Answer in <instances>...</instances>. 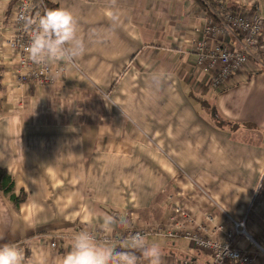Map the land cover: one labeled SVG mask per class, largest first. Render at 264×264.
<instances>
[{"label": "crops", "instance_id": "crops-1", "mask_svg": "<svg viewBox=\"0 0 264 264\" xmlns=\"http://www.w3.org/2000/svg\"><path fill=\"white\" fill-rule=\"evenodd\" d=\"M47 1L75 13L86 49L53 86L19 85L8 46L14 0H0V246L21 248L25 264L42 255L60 264L72 238L52 248L44 234L164 225L181 205L208 234L246 221L254 243L237 245L264 264L259 64L214 89L196 65L193 40L204 37L206 16L193 0ZM222 43L237 48L241 39L229 33ZM106 215L128 223L106 229ZM147 239L160 245L161 264H212L183 237Z\"/></svg>", "mask_w": 264, "mask_h": 264}, {"label": "built area", "instance_id": "built-area-1", "mask_svg": "<svg viewBox=\"0 0 264 264\" xmlns=\"http://www.w3.org/2000/svg\"><path fill=\"white\" fill-rule=\"evenodd\" d=\"M46 10L48 9L45 0H14V10L10 17L13 35L8 46L17 53L16 82L19 85L30 83L36 86L53 85L59 72H64L68 68L59 64H35L25 50L31 38L26 20L35 19ZM216 16L218 22L213 18H206L205 35L201 39H194L193 46L196 65L210 77L212 87L222 91L230 87L233 75L244 70L252 61L257 62L264 73V16L259 12L244 14L226 12ZM229 33L240 37L241 44L237 48H229L222 43L223 38ZM69 67L76 66L73 64ZM193 222L190 212L178 205L174 215L164 225H147L137 229L132 227L117 234L93 229L90 231L94 232L99 242L106 240L124 242L135 232H141L146 237L163 236L169 239L183 237L189 240L194 248L209 253L212 264H260L256 257L244 252L237 245L239 237H247L248 241L254 243L253 238L248 236L246 221L235 222L233 231L220 226L212 234L205 233L202 227L193 228L191 226ZM218 234L223 238L219 239ZM45 237L51 240L52 248H58L59 243L72 238L61 234Z\"/></svg>", "mask_w": 264, "mask_h": 264}, {"label": "clouds", "instance_id": "clouds-1", "mask_svg": "<svg viewBox=\"0 0 264 264\" xmlns=\"http://www.w3.org/2000/svg\"><path fill=\"white\" fill-rule=\"evenodd\" d=\"M26 25L31 38L25 50L35 64L69 67L85 53L86 44L79 34V20L69 8L46 10L35 19H27ZM127 223L124 217H104L106 229L116 225L123 227ZM162 255L160 245L149 243L141 232L130 234L123 243H116L111 240L99 242L94 232L81 230L72 236L71 249L60 264H139L141 256L148 264H161ZM0 264H25L24 251L14 244L0 246ZM33 264H45V257L42 255Z\"/></svg>", "mask_w": 264, "mask_h": 264}, {"label": "trees", "instance_id": "trees-1", "mask_svg": "<svg viewBox=\"0 0 264 264\" xmlns=\"http://www.w3.org/2000/svg\"><path fill=\"white\" fill-rule=\"evenodd\" d=\"M202 10L206 18L214 19L215 22H218V18H216L217 14L221 13L224 14L226 12L236 13V14H244L247 12H258V9H247L246 6L237 5L232 8L228 7L224 0H193ZM47 9H54L58 6L51 4L49 1L45 0ZM257 8V6H256ZM2 76L0 75V110L3 108V98H2ZM213 114L216 115V112L213 111ZM220 123H224L221 122ZM0 181H1V175H0ZM24 194L22 193L21 196L17 199L18 202H21L24 200ZM122 243V242H120Z\"/></svg>", "mask_w": 264, "mask_h": 264}, {"label": "rangeland", "instance_id": "rangeland-1", "mask_svg": "<svg viewBox=\"0 0 264 264\" xmlns=\"http://www.w3.org/2000/svg\"><path fill=\"white\" fill-rule=\"evenodd\" d=\"M238 1H244V0H226V4H227V6L228 7H230V8H232V7H234V6H237V5H240L239 3H238ZM246 2H252L253 0H245ZM257 1V4H252V6L251 7H247V9H251L252 10V7H253V9H254V7L256 8V6H258L259 7V13H261L263 16H264V0H255V2ZM249 4H251V3H249ZM253 12V11H252ZM206 24V23H205ZM63 70H64V68H63ZM72 70H76V67H68L67 68V70H65L67 73H69V72H71ZM64 71V72H65ZM58 77V76H57ZM57 77H56V79H57ZM56 83V82H55ZM54 85V84H53ZM53 85H50V86H53ZM44 87V86H43ZM46 87V86H45ZM102 100H101V104H102ZM107 103V105H110V102L107 100L106 101ZM95 104L94 105H96V106H99V101L98 100H95V102H94ZM45 236H50V235H52V236H54L55 234H52V233H47V234H44ZM64 236H66V235H64Z\"/></svg>", "mask_w": 264, "mask_h": 264}]
</instances>
